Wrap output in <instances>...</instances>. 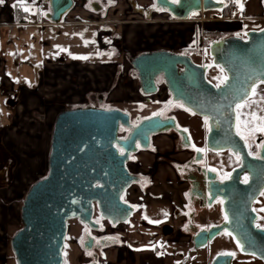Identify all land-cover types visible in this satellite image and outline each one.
Listing matches in <instances>:
<instances>
[{
    "label": "crops",
    "instance_id": "0c3cea01",
    "mask_svg": "<svg viewBox=\"0 0 264 264\" xmlns=\"http://www.w3.org/2000/svg\"><path fill=\"white\" fill-rule=\"evenodd\" d=\"M44 1L47 9L39 7ZM85 1L74 0L73 8L56 24L44 16L48 0H24L43 15L40 20L28 16L25 22L15 20L14 7L19 0L0 4V264H14L9 240L18 230L21 201L28 188L47 172L50 135L59 111L91 103L100 94L109 107L130 103L128 92L134 88L128 86L127 79H137L132 77L125 55L162 49L190 53L196 46L199 50L194 51L202 53L204 32L231 35L258 29L253 23L264 21V0H243L244 11L238 17L233 15L237 6L232 4L229 17H223L221 10L211 15L201 11L186 20L158 11L154 0H135L134 12H129L124 0L121 4L112 0L103 17L98 10L83 9ZM115 8L116 14L109 15ZM135 24L146 25L149 31L136 37L131 29ZM137 84L136 101L156 99L141 94ZM155 170V185L145 195L135 189L136 211L112 234L119 238L117 243L105 244L98 252V264H177V256L165 245L190 243L188 236L179 232L181 223L174 215L183 200L171 167L164 162ZM159 186L166 188L155 190ZM143 221L152 226H144ZM85 232L77 221L69 223L65 264L92 261L82 248Z\"/></svg>",
    "mask_w": 264,
    "mask_h": 264
},
{
    "label": "water",
    "instance_id": "95a60500",
    "mask_svg": "<svg viewBox=\"0 0 264 264\" xmlns=\"http://www.w3.org/2000/svg\"><path fill=\"white\" fill-rule=\"evenodd\" d=\"M154 5L156 9H166L164 11L178 20H186L192 13L223 10L226 2L180 0L173 4L170 0H154ZM73 6L74 0H48L44 16L51 23H60ZM92 6L94 10L100 8L97 2ZM261 29L264 26L219 35L209 42L211 64L223 67L229 77L228 84L220 89L207 79L210 64L195 63L187 53L162 49L125 57L141 94L155 95L163 86L170 101L179 100L200 118L210 117L211 130L205 138V149L223 152L231 148L239 152L243 146L235 135L234 114L228 105L246 84H251L264 72V31ZM244 32L248 33L246 37ZM98 103H103L102 94ZM149 117L151 119H147ZM170 118L153 114L137 116V123L133 124L129 112L91 103L59 111L50 135L47 172L28 188L21 201V227L9 240L14 264H65L71 221L88 226L82 243L84 252H91L94 247L95 239L89 232L100 230L101 226L95 221L101 216L104 217L101 224H126L135 213V207L125 203L124 196L140 181L128 169L131 155L150 150L153 135L171 130L182 136L184 145L190 146L187 132ZM120 149L124 150L123 155ZM235 197L231 194L223 198L229 222L193 237L192 251L206 247L227 229L245 245L243 252L238 248L241 254L254 257L251 253L255 252V258L264 263V233L252 234L250 206L256 197L253 194L239 205ZM238 213L242 214L241 222ZM103 240H100V248L105 246ZM232 261L231 257L217 255L211 264H232ZM88 264H98L97 257Z\"/></svg>",
    "mask_w": 264,
    "mask_h": 264
},
{
    "label": "flooded vegetation",
    "instance_id": "af4514ba",
    "mask_svg": "<svg viewBox=\"0 0 264 264\" xmlns=\"http://www.w3.org/2000/svg\"><path fill=\"white\" fill-rule=\"evenodd\" d=\"M94 2L96 1L90 3L91 8H93L92 3ZM98 5L100 7L99 3ZM211 61L210 63L204 62L202 64H210V67H212L213 65L211 64ZM220 75L221 73L219 71V76ZM207 76H209V70L207 71ZM214 80L215 81L211 83L216 85L218 81L216 79ZM260 87L264 88V85H261ZM164 93H165L164 95L162 94L163 99L161 101L162 102L161 107L157 109L156 112L154 113L163 112L164 113L163 117H174L176 120V124L179 126L178 128L187 129L188 130L187 134L188 136L191 137V139L189 140L190 146L187 147L186 145H184L182 136L178 132L174 130L166 132V134L172 133L174 135L172 140L173 154L176 155L177 158L166 157L165 161H160L170 165L172 177H174L175 184L177 185V187L181 188L180 189L181 199L183 200V202L180 205V207L175 210V214H174L176 220H180L181 223L179 232L188 236L190 245L192 247V242H191L192 238L197 236L200 232H202L201 231L202 228L211 229L212 227L220 226L225 222L223 219L224 204L223 206H221L219 203H217L216 202L217 198L223 199L224 197H227V195L234 194L236 195L235 197L236 203L237 205H239L244 200L249 199V197L254 194L256 198L252 201L250 206L251 215H252V226H253L252 234H257L258 231L264 233V230L257 229L255 227L257 223H259L260 225H262V227H264V212L259 211V209L264 208V196L260 195L261 192H264V150L258 149L256 147L257 144L264 142V136L258 135L255 139V142L252 143L251 145V151L254 154L258 152L260 157L263 156L262 158L257 159L255 155H248L249 148L245 146L244 141L240 139L243 146L242 149L239 151L240 162L239 163L237 162L236 157L230 151L219 152L220 154H223L225 156L223 160L220 162L221 163L220 168H215L216 169L215 172L208 171L209 168H214V167H211L207 164V156L209 154H217V152L206 151L205 153H197L191 147V145L194 144L197 148H205V138L209 132V125L205 126L204 118H200L196 115L192 116V114L191 115L184 114V116L179 117L177 112H186L182 108L171 107L170 110H165V106L170 101L169 99L170 96L165 88H164ZM98 97L95 98V100L91 102V104H95L98 106H108L104 102L102 104H99ZM136 117L137 115H135L131 119L133 124L137 123V121H135ZM154 136L155 135H153L151 138L150 150H148V152H151L152 150L151 149L152 140ZM140 152L143 151H139L138 153ZM137 154L131 155L130 162L128 163V169L130 164L134 160L133 159L134 156ZM158 159L159 156H156L157 161ZM129 171L131 174L137 175L140 178V181L138 183L132 185V186L134 185L136 186V189L140 192V194L145 195L147 190H149V187L155 185L153 180L156 174L155 168H150L146 172L132 171L130 169ZM224 173H231L232 178L230 180H225L224 183H221L220 176H222ZM245 176L248 177L247 184H244L242 182ZM129 191L130 189L126 192L125 196L126 195L127 196L126 199L124 196V200L127 201L132 206H136L133 201L127 198L128 194L133 190H131L130 192ZM210 192L213 194V199L208 198ZM149 199H152V197H150ZM223 200L225 203V199ZM253 209H256L257 211H253ZM135 211H136V207H135ZM185 213H187V215H185ZM241 217L242 214L238 213L237 218L240 219ZM239 222H241V219L239 220ZM102 225L103 227L102 228L100 227V230L98 232H90L91 236L95 238L94 247L91 252H85V254L91 253L92 258L90 259H92V261L94 260V256H96L98 260V256H99L98 252L102 250V248H100L101 247L100 240H103L105 237H113L112 234L117 233V230L115 229H117V227L120 226V225L111 226L109 223H105V222H103ZM221 237L230 238L236 248V252L241 256H245L239 252L237 244L234 242L232 237L221 234L218 237H216L214 240L219 239ZM84 239H85V234H84ZM103 242L105 244H108L110 242L117 243V240L115 241L103 240ZM245 257L252 258L253 259L252 262L254 264H264L262 261L258 260L255 257H251V256H245ZM212 260H210L207 264H211ZM240 262L242 264V262L245 261H240ZM236 263L237 260L235 256V258H233L232 264H236Z\"/></svg>",
    "mask_w": 264,
    "mask_h": 264
},
{
    "label": "rangeland",
    "instance_id": "374dc122",
    "mask_svg": "<svg viewBox=\"0 0 264 264\" xmlns=\"http://www.w3.org/2000/svg\"><path fill=\"white\" fill-rule=\"evenodd\" d=\"M93 1H97L100 4V9L97 11V13H99V15L102 17L107 15L106 13L108 12V8L113 5L112 0H87L82 5L83 9L86 8L91 13H94L95 11H93L91 6H90V3ZM121 1L122 0H120V2H119L120 4H121ZM124 1H125L124 5L126 6V4H127V7L129 6L131 8L129 12L137 11L135 0H124ZM117 5H118V7L120 6L119 4H117ZM39 7L43 8V9H47V2L44 1V3L40 4ZM29 9H30V11L28 12V16H29V18L33 19L38 14V10H37L38 7L36 8L34 6H30ZM116 9H118V8H115L114 10H110L109 15L110 14L115 15ZM129 12H127V13H129ZM40 13H41V11H40ZM206 13H207V15H211V14H218L219 12L217 10H211V11H206ZM234 13H235L236 17L239 16L240 11L237 7H236V10ZM42 18H43V15L41 14V19ZM254 23H253V25L257 24V28H261L262 27L261 25L264 26V21L263 22L260 21L259 23L258 22L257 23L254 22ZM131 27H133L131 29L135 32L136 37H142L149 31L148 30L149 28H147L148 26H146V25L135 24L134 26H131ZM120 30H121V28H120ZM134 32H132V33H134ZM120 41L121 40L119 39L118 42H120ZM148 46H149V44L145 45V47H148ZM187 54H189L191 56V58L193 59V61L195 63H200L201 61L210 63V61H211V58L208 55V47H206V46L203 47L202 53H198V51L193 50L190 53L187 52ZM127 63L128 62H126V59H125V65H127ZM218 76H219V68L210 67L209 76H207L209 81L214 82L215 77H218ZM127 78L128 77L126 76V79ZM127 82L128 83L130 82V84L128 86H131L132 88H134V89L129 90V92H128L130 95L131 102L128 103L127 105L123 104V103L112 104V107H116V108H119L121 110H125V111L129 112L131 114V117H134L135 115L140 116V117L148 116V115L156 112V110L161 107V104H162L161 101L163 99L162 94L163 95L165 94L164 88L159 89L160 94L153 95L156 98L155 100L136 101V99H139L138 98L139 94H138V90H137L138 89L137 81L127 79ZM177 114L179 115V117L184 116V114L187 115L186 112H177ZM173 137H174V135L172 133H170V134L161 133V134L155 135L153 137V140H152L151 152L143 151V152H140L139 154L135 155L133 158L134 159L133 162L129 166V169L132 171H147L148 169L153 168V167L159 169V166L161 167V165L163 164L160 161H165L166 157L177 158V156L173 154V144H172ZM156 156H159L158 161L156 160ZM224 157L225 156L223 154H219V155L218 154H209L207 156V164L211 167H214V168H220V166H221L220 162L223 160ZM164 188H166V187L156 188L155 190H163ZM135 189H136V186L135 185L132 186L130 188V191L131 190H133V191H131V192L129 191L130 193L128 194V197H127L129 200H131L133 202L135 200V197L137 196L136 192H134ZM152 189L154 190V188H152ZM157 192L154 193V197H157ZM148 195H149V193H148ZM126 196H125V199H126ZM72 222L73 221H71L69 223H72ZM142 224L146 227L152 226L151 224H149L146 221H143ZM120 226H122V225H120ZM120 228L121 227H117V229H115V230H119ZM164 248L166 250L171 251V253H174L177 256V259H178L177 264H207L210 260L215 258L219 253L226 252V251H232V252L236 253L237 263L240 261H245L249 264H254L252 262L253 261L252 258L241 256L240 254H238L236 252V248H235L232 240L228 237H221L219 239H216L213 242L209 243L206 247H204L198 251H195V252L192 251V247H191L190 243L186 246H181L178 244L171 245V246L165 245ZM86 256L88 258H91L90 257L91 255H89V253H86Z\"/></svg>",
    "mask_w": 264,
    "mask_h": 264
},
{
    "label": "snow or ice",
    "instance_id": "6c2138e0",
    "mask_svg": "<svg viewBox=\"0 0 264 264\" xmlns=\"http://www.w3.org/2000/svg\"><path fill=\"white\" fill-rule=\"evenodd\" d=\"M4 2V0H0V4H2ZM171 3L173 4H178L180 3V0H170ZM218 3H224V0H217ZM231 3H233L234 5L237 6V8L239 9V11L241 13H243L244 11V3L243 0H231ZM19 6L23 9V11L25 13H28L30 11L29 7L24 3V0H19ZM227 6V5H225ZM153 7H155V5H153ZM158 11H164L166 9L163 8H157ZM192 15H196V13H192ZM233 15H235V13H233ZM247 27V26H245ZM261 31H264V29H261ZM237 36H241L240 33L236 34ZM248 35L247 32L243 33V36L246 37ZM87 43V42H85ZM61 51H64V49H61ZM74 58H79V59H88V57H74ZM217 67L219 68V71L221 73L220 76L215 77V79L218 81V83L215 85V87L217 89H220L223 85H227L228 84V80L229 77L225 72V69L219 65H217ZM249 79L251 80L252 78L249 77ZM264 85V72H261L259 76L256 77L255 80H252L251 84H246L234 97H233V102L230 103L228 105V107L231 109V113L234 114V119H235V135L238 136L241 140L244 141L245 146H247L249 148V152L248 155H255L257 159H260L262 157H260L259 153H253L251 151V145L252 143L255 142L256 137L259 136H264V88H261L260 86ZM227 98V97H225ZM233 103H234V107H233ZM143 107V106H142ZM171 107H177V108H182L185 111H189L191 112V109L187 108L183 103L179 102V100L177 101H169L167 103V105L165 106V110H170ZM217 112L220 111V109H216ZM192 115H196V112H191ZM154 116H163L164 113L163 112H157V113H153ZM147 119H151V117L147 118ZM170 119H175L174 117L170 118ZM210 117L208 115L204 116V123L205 126H208V122H209ZM177 127H179L177 125ZM211 129L209 128V131ZM184 132H187V129H183ZM187 139H191V137L189 136ZM138 146V145H137ZM191 147L197 152V153H205L206 151H208V149L205 148H197L194 144L191 145ZM256 147L258 149L264 150V142H261L259 144L256 145ZM229 151L232 152V154L236 157L237 162H240V154L238 151L233 152V150L231 148H229ZM121 154L123 155L124 150L120 149ZM217 154L219 155V151L217 152ZM200 162V161H197ZM208 171L211 172H215L216 169L215 168H209ZM232 178V174L231 173H224L222 176H220V182L224 183L225 180H230ZM244 184L248 183V177L245 176L243 181ZM187 195V194H186ZM260 195L264 196V192H261ZM209 199H213V194L210 192L209 193ZM121 199H123V197H121ZM216 202L219 203L221 206H223L224 204V200L223 199H216ZM125 203H127V201H125ZM130 207H136V206H130ZM223 211V208H222ZM253 211H257L256 209H253ZM260 212H264V208L259 209ZM165 215H167V213H165ZM185 215H187V213H185ZM104 217L101 216L100 219H97L95 221L96 224L100 225L101 228L103 227V225L101 224V220ZM144 219H148L147 216L144 217ZM223 219L226 223L229 222V215L227 212L224 213ZM127 222V221H125ZM149 223H160V221H152L149 220ZM113 226H115V224H113ZM218 227V226H217ZM255 227L257 229H261L264 230V227H262V225H260L259 223H257L255 225ZM187 230V227H186ZM210 229H201V231H208ZM85 231L88 232V226L85 225ZM222 235H227L229 237H232L234 240H236V244L237 247L243 252L245 251V245L243 243H241L240 239H237L235 236H233V233L228 231L227 229L224 230L223 233H221ZM90 235V232H89ZM95 239V238H93ZM105 240H118V237H105ZM83 242V241H82ZM98 243V241H97ZM249 247H252V243L249 241L248 242ZM155 250V246H153V249ZM162 253H158V255H160ZM254 257L256 255L255 252L251 253ZM89 255H91V253H89ZM218 256L221 257H231V258H235L236 253L232 252V251H226V252H221L218 254ZM262 256H264V253H262Z\"/></svg>",
    "mask_w": 264,
    "mask_h": 264
},
{
    "label": "trees",
    "instance_id": "16d2710c",
    "mask_svg": "<svg viewBox=\"0 0 264 264\" xmlns=\"http://www.w3.org/2000/svg\"><path fill=\"white\" fill-rule=\"evenodd\" d=\"M224 1L226 2V5H227V6H226L223 10H221V15H222L223 17H229V16H231L230 7H231V5H232L233 3H231V0H224ZM37 10H38L37 20H40V19H41V14H42V13H40L39 9H37ZM14 16H15V20H16L17 22H25V20H26L27 17H28V13H25V12L23 11V9L19 6V3H17V4L15 5V7H14ZM218 36H219V33H216V32H204V41H203V45L206 46V47H208L209 42H210L212 39H214V38H216V37H218ZM193 50H199V47L196 46V47H194ZM212 67H213V66H212ZM217 68H218V67H217ZM186 113L189 114V115H191V112H189V111H186ZM192 116H193V115H192ZM194 117H196V116H194ZM20 227H21V224L19 223V226H18L17 229H19ZM12 259H13V257H12Z\"/></svg>",
    "mask_w": 264,
    "mask_h": 264
}]
</instances>
